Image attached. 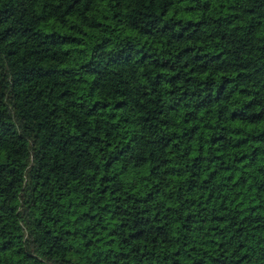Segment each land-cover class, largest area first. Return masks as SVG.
<instances>
[{
    "label": "trees",
    "instance_id": "1",
    "mask_svg": "<svg viewBox=\"0 0 264 264\" xmlns=\"http://www.w3.org/2000/svg\"><path fill=\"white\" fill-rule=\"evenodd\" d=\"M0 264H264V0H0Z\"/></svg>",
    "mask_w": 264,
    "mask_h": 264
}]
</instances>
